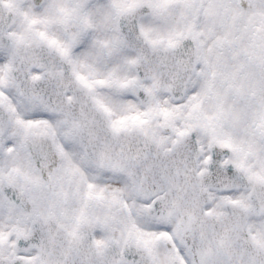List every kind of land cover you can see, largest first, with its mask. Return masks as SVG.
I'll return each mask as SVG.
<instances>
[{
    "label": "snow or ice",
    "instance_id": "obj_1",
    "mask_svg": "<svg viewBox=\"0 0 264 264\" xmlns=\"http://www.w3.org/2000/svg\"><path fill=\"white\" fill-rule=\"evenodd\" d=\"M0 264H264V0H0Z\"/></svg>",
    "mask_w": 264,
    "mask_h": 264
}]
</instances>
